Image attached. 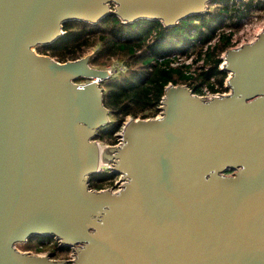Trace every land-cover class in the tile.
Segmentation results:
<instances>
[{
    "label": "water",
    "instance_id": "1",
    "mask_svg": "<svg viewBox=\"0 0 264 264\" xmlns=\"http://www.w3.org/2000/svg\"><path fill=\"white\" fill-rule=\"evenodd\" d=\"M214 1L0 0V264H264V28L226 49L227 95L168 84L160 115L127 120L114 146L94 141L109 72L34 51L67 22L170 28ZM109 164L122 187L91 189ZM39 239L73 258L16 248Z\"/></svg>",
    "mask_w": 264,
    "mask_h": 264
},
{
    "label": "trees",
    "instance_id": "2",
    "mask_svg": "<svg viewBox=\"0 0 264 264\" xmlns=\"http://www.w3.org/2000/svg\"><path fill=\"white\" fill-rule=\"evenodd\" d=\"M218 2V7L205 15L185 19L170 28L145 20L125 25L115 16H108L94 26L67 22L62 27L64 34L55 43L38 47L37 52L64 63L80 59L85 51L99 46L90 59L91 67H104L115 57L126 60L127 76L122 79L114 77L101 84L103 105L109 111L111 122L98 131L95 139L114 146L117 144L116 134L121 131L126 118L155 116L168 84H184L199 94L203 86L212 90L211 79H214L216 85L223 88L227 74L219 69L220 59L208 56V68L192 75L183 71L189 67L180 62V58L190 59L192 54H196L200 59L204 48L210 49L211 55L214 51H225L231 45V31L248 17L251 10H264V3L261 0L239 4L234 0H215L213 3ZM222 29H227L229 35H217ZM216 36L217 42L209 47ZM114 178L108 172H99L90 176V188L105 189V185H112ZM43 240L31 241L42 244ZM50 243L56 251L55 256L71 253L69 248H58L57 241L53 239Z\"/></svg>",
    "mask_w": 264,
    "mask_h": 264
},
{
    "label": "rangeland",
    "instance_id": "3",
    "mask_svg": "<svg viewBox=\"0 0 264 264\" xmlns=\"http://www.w3.org/2000/svg\"><path fill=\"white\" fill-rule=\"evenodd\" d=\"M234 1L237 4L249 2V0H234ZM251 1H253V3H255L257 0H251ZM218 4H220V2H218L216 4H214V3L210 4L208 7V11H212V10L216 9L218 7ZM263 28H264V10H259V9L251 10L250 13L248 14V17L245 18L239 24V26L237 28H234L231 31L230 35L231 36L233 35V37H232L233 44H232V46L230 45L227 49L235 48L242 41L248 42V41L253 40L254 36L256 34H258ZM222 33L229 35V31H227V29H222V31H218L217 35H221ZM217 39H218V36H216V39L211 43V46H209V47H212L217 42L216 41ZM98 49H99V46H95L94 48L88 49L87 51H85V54L83 57H85V56L93 57ZM34 51L37 54H39L37 52V48H35ZM225 51H214V54L211 55V54H209L210 49L207 50L206 48H204L202 51L200 59H197L196 54H192L190 59H185L184 57H181L180 62H183L184 65H188V67H189V69H187V70L183 69V71L188 73V74L197 75L203 69L208 68V65L206 64L207 63L206 60H207L208 56H211L212 59H220L221 64L219 67L221 68L222 64H223V58H224ZM183 63H181V64H183ZM126 64H128V63L126 62V60L124 58L115 57L113 59H110L104 67H100V68L99 67H93V68L99 69V70L110 69L113 72L112 77L109 79V81H110L114 77L122 79L128 75V67L126 66ZM179 64L180 63H177L176 65H179ZM125 67L127 70L126 69L124 70ZM120 69L123 71L122 73H119V74L114 73ZM129 69H136V68L135 67H132V68L129 67ZM118 75H119V77H118ZM227 79H228V74H227V77L225 80H227ZM84 82H85L84 80L77 81V83H84ZM224 85H225V87H227L226 93L228 94V92H230V89L228 88V85L226 83ZM159 115H160V110H158V112L155 114L154 117H150L148 119H153L155 117H158ZM130 118L131 117L126 118L125 122L127 120H129ZM131 119H133V118H131ZM136 119H140V118H136ZM94 141L97 142L98 144H100L101 146H113V145L108 144L110 142H102V141H99L97 139H95ZM106 170H107V168L102 166L100 172H104ZM227 174H230V173H227ZM117 180H119V177L115 176L113 182H115ZM111 186L112 185H105V189H110V188H112ZM114 188L117 189L116 186H114ZM101 190H103V189H101ZM16 248L20 252H26V253H30L32 255H38V256L51 255L52 256L51 259H55V260H68L69 261L73 258L72 252L69 253L68 256H63V255H59V254L55 256L54 253L56 251H55L52 243L37 244V243H35V241H31L30 243L26 242L23 244H17Z\"/></svg>",
    "mask_w": 264,
    "mask_h": 264
},
{
    "label": "built area",
    "instance_id": "4",
    "mask_svg": "<svg viewBox=\"0 0 264 264\" xmlns=\"http://www.w3.org/2000/svg\"><path fill=\"white\" fill-rule=\"evenodd\" d=\"M263 30V29H262ZM262 30L258 33V34H256L255 36H254V39L253 40H251V41H248V42H244V41H242L238 46H236V47H240V46H242V45H244V44H248V43H251V42H253L257 37H258V35L262 32ZM232 37H233V35L231 36V39H230V43H231V46H232V44H233V39H232ZM235 47V48H236ZM219 69H220V67H219ZM124 70H125V68H124ZM108 72H109V75H110V78L112 77V71L110 70V69H108L107 70ZM123 71L120 69V70H117V72H114V73H117V74H119V73H122ZM226 81V82H225ZM224 81V83H223V88H220V87H218L217 85H216V83H215V81H214V79H211V82L213 83V85H214V87H213V89L211 90L210 88H208L207 86H203L201 89H200V93L199 94H195V95H197V96H199V97H203V98H205V99H212V98H214V97H219V96H224V95H227V87H225V83L227 84V80H225ZM229 93V92H228ZM120 133H118V134H116V137H117V144H115V145H118L119 144V142H120ZM104 167H106L107 168V170L106 171H104V172H108V173H110V167H111V165L109 164V165H103ZM101 170V169H100ZM100 172V171H99ZM119 177V180H117V181H115V182H113L112 183V188H110V190H112V191H114V192H116V191H118L121 187H122V185L123 184H121V183H118V181H122V178L120 177V176H118ZM114 181V180H113ZM114 186H116L117 187V189H115L114 188Z\"/></svg>",
    "mask_w": 264,
    "mask_h": 264
},
{
    "label": "flooded vegetation",
    "instance_id": "5",
    "mask_svg": "<svg viewBox=\"0 0 264 264\" xmlns=\"http://www.w3.org/2000/svg\"><path fill=\"white\" fill-rule=\"evenodd\" d=\"M50 241H51V239H45L42 242H44V243H50Z\"/></svg>",
    "mask_w": 264,
    "mask_h": 264
}]
</instances>
